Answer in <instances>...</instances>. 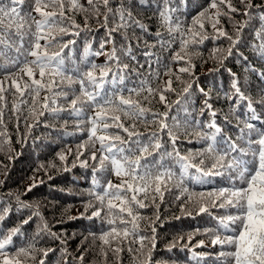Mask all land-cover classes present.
<instances>
[{
	"label": "snow or ice",
	"instance_id": "obj_1",
	"mask_svg": "<svg viewBox=\"0 0 264 264\" xmlns=\"http://www.w3.org/2000/svg\"><path fill=\"white\" fill-rule=\"evenodd\" d=\"M26 2L27 0H0V74L4 77L0 80V125H3L4 108L7 106L4 93L8 91L21 98L19 104L14 102L12 105L14 113L19 110V105H28L30 113L37 116H43L45 111L53 114L67 111L70 117L78 118L76 128L87 139L78 146L76 160L81 167L91 169L92 187L87 195L92 199L85 205V210L93 209L88 219L97 218L101 221L99 236L92 234L101 241L100 255L106 259V248L119 254L123 250L120 245L125 241L129 245L139 242L137 251L143 253L148 248L147 260L150 264L151 251L156 246L155 228H152L151 237L138 235L139 221L143 217L137 210L147 206L144 201L150 196L153 203L156 196L162 199L163 190L170 184L184 194L188 192L186 180L204 185L212 183L213 178H219L220 187L207 193L193 192L187 197L196 206L197 215H211V209L223 210L222 215L213 217L217 221L215 230H206L212 232L211 245L219 246L215 264H264V120L256 114L251 97L241 90L236 74L231 73V92H225L224 98L234 101L230 107L233 114L243 105L247 110V119L236 116V134L233 138L216 123L215 111H210L212 119L207 122L194 117L191 120L185 118L181 122L175 116L169 117L172 105L166 103V93L173 91L171 78L163 88H153L147 80L141 78L137 68L130 70L129 64L123 62L126 58L135 61L139 68L144 67L133 54L131 42L117 49L113 33L131 28L148 32L143 24L133 19L126 4H119L114 9L110 6V0H87L97 18L100 16L101 6L105 9L102 25L106 28V37L95 51L91 44H87L77 61L71 55L70 47L75 44V40H62L65 35L80 34L79 31H71L79 29V25L66 15V10L87 13L89 9L79 0H31L29 8L25 10L23 6ZM240 3L244 7L242 15L248 18H251L253 8L262 7L254 5L252 0H240ZM186 6L187 0H180L179 4L176 0H153L154 12L167 33L165 37L158 30L154 34L155 44L144 42L149 50L142 52V55L146 58L149 75L154 72L155 79L161 78V61L151 48L158 44L162 49H172L178 43L179 51H174L171 60L183 61L190 47L199 46L209 38L205 22L216 33L214 39L226 37L230 41L227 56H231L233 49L240 43L239 35L247 20L237 23L235 38L228 35L222 26L217 27L221 16L232 20L231 14L239 11L232 0H209L208 5L202 6L201 11L192 17L191 24L185 28V22L176 13ZM50 7L58 11L45 10ZM33 11L40 19L32 15ZM109 18L113 21L111 28H108ZM259 18L264 22V14ZM41 41L44 43L41 44ZM106 44L112 45L107 52L104 51ZM51 48L58 50L50 52ZM251 48L257 56L264 59V26L255 30ZM65 49H68V54H65ZM118 51L121 55L117 54ZM101 55L106 57L104 64H97L89 58ZM244 59L247 60V57ZM153 63L157 65L155 69ZM190 67L191 65L181 67L178 71L189 72ZM164 69L163 75L171 77V68L164 64ZM130 72L136 74L137 81L130 78ZM260 76L264 79V72ZM24 77L28 79L25 80ZM9 80L11 83L5 87ZM190 88L191 84H188L183 92L187 93ZM42 91L51 95L44 96L40 105L43 110L37 112L36 105L39 104ZM200 91L205 97L208 96L203 89ZM144 93L147 95H143ZM157 94L160 102L165 103L164 112H152L134 99L143 95V99L148 100ZM26 96L30 98V104ZM61 99L66 106L58 105V100ZM175 103L180 104L181 101L178 99ZM260 103L264 105V100ZM211 108L208 99H205L200 115ZM185 112L186 117L190 115L187 110ZM121 115L131 120V123L126 126ZM253 121L261 123L258 126ZM228 122L225 117V123ZM138 123L146 127L155 125L156 130L142 133L137 128ZM28 128L30 131L32 125H28ZM4 134L6 133H0ZM181 135L190 137L189 143L194 138L205 146L195 152L188 150L182 154L177 147ZM165 136L167 140L164 139ZM97 144L99 147H96ZM88 150V159L81 160L80 157ZM58 155L61 161L66 160L63 153ZM89 160L92 161L91 164ZM98 173L106 178L115 176L121 182L114 184L108 178L102 183L97 178ZM34 186H30L28 191ZM16 199L19 202V197ZM93 200L95 204L92 203ZM20 206L32 208L29 204ZM9 211V208H0V225ZM188 214L191 215V212ZM33 216L40 218L35 235L31 240L16 246L14 237L22 235V227ZM41 234L64 244L60 235L53 232L41 217L38 208H34L32 214L17 227L6 230L0 226V264H24L22 258L35 260L36 252L47 257L52 249L37 248ZM146 240L149 242L147 245ZM113 241L117 243L115 248L111 246ZM203 244V241H199L197 247ZM172 247L175 244L169 247V251ZM9 249H13L11 254ZM63 251L67 254L66 248ZM128 251L132 252L133 249L129 247ZM79 260L82 264L83 255ZM39 264H44V260H40Z\"/></svg>",
	"mask_w": 264,
	"mask_h": 264
},
{
	"label": "trees",
	"instance_id": "obj_2",
	"mask_svg": "<svg viewBox=\"0 0 264 264\" xmlns=\"http://www.w3.org/2000/svg\"><path fill=\"white\" fill-rule=\"evenodd\" d=\"M31 0H27L23 6L27 10ZM86 8L85 12H70L66 10V15L72 17L75 23L79 25V29H71V31H79V36L65 35L62 37L63 42L75 40L71 55L77 61L82 56L83 49L87 44H91L93 51L99 49L100 42L106 37V28L102 25L103 13L105 9L100 8V16L91 11L87 0H79ZM180 0H176L179 4ZM254 5H261V8H253L251 10V18L242 15L244 11L240 0H232L233 5L239 9L238 12L232 13V20L227 16L219 18L217 27H223V30L233 38L236 37V25L238 22L247 20V24L240 32V43L233 49V54L227 56V49L230 41L226 37L214 39L216 33L211 25L205 22V30L209 36L203 44L188 49V55L183 61L172 62L171 58L174 51H179V45L174 44L172 49H162L157 44L151 51L160 58L161 78L155 79V73L149 75L148 64L142 52L149 49L145 46V41L149 45L155 44V33L159 30L165 37L167 33L161 27L158 16L154 12L153 0H110V6L114 9L119 4H126L128 10L135 21L143 24L148 32L145 33L139 28H131L113 33L117 49L121 46H127L129 42L132 44L133 54L137 60L144 64L143 68H139L135 61L123 59L124 63L129 64V69L137 68L141 74V78L147 80L153 88H163L165 82L170 78L172 80L173 91L166 93V103L171 104L169 117L175 116L177 120L183 122L185 118L191 120L193 117L204 122L210 121V111L216 112V123L221 126L224 131L235 137L236 129L234 125L237 123L236 116L247 119V110L241 105L235 114L230 110L234 101L224 98L225 92H231V73H235L239 79L241 90L251 97L253 107L256 114L264 120V105L260 101L264 100V79L260 73L264 72V59L257 56L251 44L254 42L255 30L264 26V22L260 20V15L264 14V0H252ZM209 0H187V6L176 13L185 22V28L191 24L193 16L201 11L202 6L206 7ZM224 11L227 8L221 5ZM46 11H58V9L47 8ZM214 11V10H213ZM32 15L36 19H40L34 11ZM87 16V27H85V17ZM70 27V24L66 22ZM113 27V21L109 18L108 28ZM34 30V29H33ZM55 35V33H53ZM59 39V37H57ZM44 41H41L43 44ZM111 44H106L104 51L111 49ZM51 48L49 51H57ZM68 54V49H65ZM118 55L121 53L118 51ZM227 56L225 59L224 57ZM247 57V60L244 59ZM97 64H104L106 57L91 56ZM164 64L172 70L171 77L163 75ZM190 67L189 72L181 73L178 71L181 67ZM157 65L153 63V69ZM255 69V71H253ZM230 70V71H229ZM130 78L137 81L138 77L135 73L130 72ZM178 77V78H177ZM37 78L38 75H37ZM3 74H0V80H3ZM27 80V77H24ZM11 83L9 80L5 87ZM191 84V88L187 93L183 92L184 87ZM131 86V85H129ZM200 89L208 93L205 97ZM14 91V89H13ZM45 95H51L46 91H42L39 97V104L36 105L37 112L43 110L40 105L43 103ZM143 95H147L144 93ZM140 97H134L141 102L142 106L149 108L152 112H164L165 103H161L159 95L149 97L148 100ZM6 107L4 108L3 125H0V208H9L10 211L7 218L3 221L2 227L12 229L21 224V222L32 214L34 208H38L41 217L47 221L51 230L60 235L64 244L60 240H54L46 235L41 234L38 249H52L48 256L44 257L39 252L35 253L36 259H24V264H39L40 260H44V264H81L79 257L83 255L82 264H149L147 260L148 248L143 253L138 252L139 242L129 245L125 241L121 246L123 249L119 254H115L111 249H107V258L100 255L101 241L96 237L99 236L102 225L100 219H88L91 215L92 208L85 210V205L92 199L87 195L91 189L92 173L91 169H85L80 166L76 160V152L78 146L87 139L86 135H82L76 128L78 122L77 117H70L67 111H61L53 114L45 111L43 116H37L30 113L28 105H19L17 112L12 111L13 103L19 104L18 96H14L11 91L5 92ZM25 98H28L27 96ZM29 104L31 103L30 98ZM180 100V104L175 101ZM208 99L211 104V110H205L203 115L200 111L204 108V101ZM58 105H65L61 99ZM57 105V106H58ZM190 115H187L186 112ZM227 117L228 123H225ZM121 119L127 124L131 123L121 115ZM171 123V119H169ZM258 126L261 121H253ZM28 125H32L29 131ZM242 126V125H241ZM140 132H151L156 130L155 125L137 124ZM75 133V134H73ZM167 140V137H164ZM190 137L181 135L177 141V147L181 153H187L188 150L195 152L203 148V143H198L194 138L189 143ZM96 147H99L97 144ZM59 153L66 156L65 161L59 159ZM90 150L85 151L80 157L81 160L88 159ZM91 164L92 161L89 160ZM75 164V166H74ZM97 178L101 182H105L110 178L112 183L119 184L120 178L115 176L102 177L99 173ZM35 185L28 191L29 187ZM188 192L182 194L181 190L170 184L167 189L163 190V198L156 196L155 203L152 202L150 196L144 201L147 205L139 208L137 211L143 219L139 221L138 235L151 237L153 235L152 228H155V249L151 251L150 264H215L216 253L219 246L213 247L210 243L212 232L206 230H215L217 221L214 216L222 215L223 210L211 209V215H197V208L193 201L188 200L189 194L195 192L207 193L213 188L221 186L219 178H213V182L204 185L185 181ZM16 197H19V202ZM177 197H180L177 199ZM195 199V198H194ZM92 203H96L94 200ZM21 204H29L32 208H23ZM183 205V211H182ZM191 212V215L188 213ZM40 218L33 216L32 220L24 225L21 229L22 235L19 238L14 237L16 246L24 244L31 240L37 231V225ZM95 233L96 237L92 234ZM190 238V239H189ZM131 239V238H130ZM199 241H203V246L197 247ZM149 242L146 240L145 244ZM175 244L169 251V247ZM112 248L117 246L115 241L112 242ZM133 249L132 252L128 248ZM150 247V245H149ZM67 249V254L63 249ZM10 254L13 249H9ZM195 256V258H194Z\"/></svg>",
	"mask_w": 264,
	"mask_h": 264
}]
</instances>
